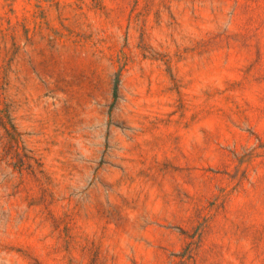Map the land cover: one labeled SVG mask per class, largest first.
Segmentation results:
<instances>
[{
    "label": "rangeland",
    "instance_id": "obj_1",
    "mask_svg": "<svg viewBox=\"0 0 264 264\" xmlns=\"http://www.w3.org/2000/svg\"><path fill=\"white\" fill-rule=\"evenodd\" d=\"M0 264H264V0H0Z\"/></svg>",
    "mask_w": 264,
    "mask_h": 264
}]
</instances>
